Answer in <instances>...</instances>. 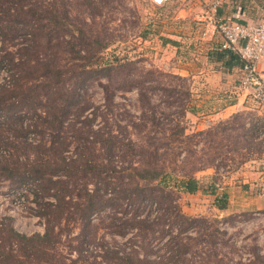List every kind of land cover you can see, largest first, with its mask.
Returning a JSON list of instances; mask_svg holds the SVG:
<instances>
[{"label": "rangeland", "instance_id": "1", "mask_svg": "<svg viewBox=\"0 0 264 264\" xmlns=\"http://www.w3.org/2000/svg\"><path fill=\"white\" fill-rule=\"evenodd\" d=\"M40 2L42 10L50 16L57 15L60 21L57 26L51 20L44 21L49 32L47 36L33 32V28L22 21L17 22L24 18L22 13H3L0 17V86L5 87L0 90V135L4 133L10 137L16 133L11 128L14 122L9 121L10 104L17 99L16 96L11 97L16 88L11 73L15 77L22 75L28 50L32 59L31 66L38 79L33 80V83L41 85L45 82L38 77L40 72H37V68L40 69L44 63L60 66L66 64V68L75 74L65 85L77 90L83 100L82 105L87 108L84 116L91 112L97 114L94 125L98 123V126H93L95 129L105 124L103 115L107 114L108 123L114 126L119 139L125 142L129 139L133 142H144L149 136L163 139L160 133H139L137 129L143 123L145 114L151 115L155 112L161 125L164 124L167 128L185 126L187 135L210 132L205 139L203 136L194 139L193 143L196 145L192 147L198 156H202L200 150L209 147L211 142H214L213 145L223 146L222 155L215 161L217 169L214 165L195 173L205 191L217 188L216 183L238 186L237 183L247 170L262 164L264 118L259 112L245 110L225 119L220 118L212 125L195 127L198 119L191 111L194 103H197L191 96L188 79L166 68H160L156 62V47L147 50L145 43L141 41V38L154 34L155 10L147 0H31V6L35 8ZM31 20L37 22L36 17ZM49 35L52 36L51 42ZM106 45L108 48L103 49ZM105 62L114 66L125 65V68L109 76L101 69ZM7 70L11 71L10 74L6 73ZM150 71L155 74V80L143 84L146 97H141L136 86L150 77ZM78 77L81 84L76 82ZM57 80L59 82L56 86L62 88L64 84L61 78ZM106 87L110 88V92H107ZM51 101L48 98L47 103L50 104ZM100 112L102 113L99 116ZM29 118L34 121L29 119L23 128L28 127L34 133L29 134V139L27 136V142L33 139L34 144H37L42 136L35 132L39 130L36 111ZM148 126L150 129L151 123ZM167 139L173 140L175 137L169 135ZM23 140L20 136L16 142L22 144ZM178 141L184 143L186 139L181 136ZM73 150L71 148L67 154H73ZM247 152H250L247 160L239 161L240 155ZM4 155L7 156L8 151ZM185 155L188 154L182 152L181 159ZM33 158L31 154L30 159ZM0 159L5 161L7 158L0 155ZM34 189H37L36 183L24 187L13 181L0 182V222H11L20 233L26 235L44 234L43 220L35 215L38 208L34 201ZM180 196L182 212L195 219L189 230L183 234V237L192 238L189 240L192 247L181 262L245 264L264 255V209H256L252 205L244 206L241 203L245 197L243 194L237 192L236 202L233 204H228L226 200L228 208L224 212L207 211L195 214L185 211V207L193 203L192 197L185 198L183 193ZM221 199L217 201L218 205L222 204ZM128 209L131 212L134 210L130 207ZM159 210L161 212L157 216ZM137 211L138 206H135V212ZM139 211L150 222L159 219L154 222L156 224H152L155 232H151L147 239L145 231L130 233L131 230L126 237L112 233L111 218L120 217L121 214L111 211L102 222L95 220L92 223L82 247V254L75 248L79 242L80 229L77 228L69 234L64 233L55 245V252H51L53 258L55 257V263L52 264H92L95 262L93 256L101 248L116 246L124 250L127 240L133 236L136 244L142 246L141 258L166 261L172 253L169 249L172 238L167 233L170 230L169 223L163 224L161 205L144 204ZM179 228L178 226L175 229L174 234L179 233Z\"/></svg>", "mask_w": 264, "mask_h": 264}, {"label": "trees", "instance_id": "2", "mask_svg": "<svg viewBox=\"0 0 264 264\" xmlns=\"http://www.w3.org/2000/svg\"><path fill=\"white\" fill-rule=\"evenodd\" d=\"M41 6L40 2L34 8L31 0H0V17L3 13H22L24 18L17 22H24L33 28V32L44 37L49 33L44 21L51 20L55 26L60 21L57 15L50 16ZM28 17H36L37 22ZM76 30L81 31L79 28ZM51 40L52 36L49 35V42ZM106 48L107 45L103 47ZM27 54L22 75L15 77L11 73L16 86L11 97L16 96L17 99L10 104L9 121L14 122L11 128L16 133L10 137L4 133L0 135V155L7 158L5 161L0 159V182L13 181L24 187L36 183L37 189L33 192L38 210L35 215L43 220L45 231L44 234L26 235L20 233L11 222L1 220L0 264L55 263L51 252H55L59 238L77 228L80 229V235L75 248L82 254L92 223L95 220L102 222L111 211L121 214L120 217L111 218L112 233L126 237L131 230L130 233L145 231L147 239L151 232H155L152 224L159 221L150 222L144 214L141 215L140 206L149 203H159L163 209V224L169 223L170 230L167 233L171 234L169 249L172 253L167 260L141 258L142 246L136 244L133 236L127 240L124 250L116 246L101 248L93 256L95 262L92 264H186L181 261H184L183 257L192 247L189 244L192 238L183 237V234L195 219L182 212L180 195L195 193L200 189L195 173L214 166L216 159L222 155L223 146L213 145L210 139L209 147L201 149L202 156H198L192 148L196 145L194 139L201 136L205 139L210 132L187 135L185 126L167 128L161 125L155 112L145 114L143 123L137 129L139 133H160L163 139L149 136L144 142H133L131 139L125 142L119 139L114 126L108 123V115L104 113L105 124L95 129L93 126H98V123L94 125L97 114L91 112L84 116L87 108L82 105L83 100L77 90L65 85L75 75L66 68V64H42L37 72H40L38 77L45 82L38 85L33 83V80L38 79L31 66L28 50ZM123 68L125 65L114 66L108 62L101 66L102 71L109 76ZM9 72L7 70L6 73ZM148 74L150 77L136 86L141 97H146L143 84L155 80L153 72ZM58 78L64 84L62 88L56 86ZM76 82L81 84L79 77ZM4 88L0 86V90ZM107 92H110V88H107ZM48 98L52 99L50 104L47 103ZM33 111H36L39 119V122L36 121L39 130L35 132L42 136L37 144H34L33 139L27 142V136L29 139V134L34 132L28 127L23 128L32 119L29 116ZM169 135L175 139H167ZM20 136L24 138L22 144L16 142ZM176 136L185 137L186 141L182 143ZM69 148L74 149L71 155L67 154ZM5 151H8L7 156L4 155ZM182 152L188 155L181 159ZM31 154L34 156L32 160ZM248 154L250 152L241 154L239 161H246ZM214 167L217 169L216 165ZM226 200V196H223L220 201H223L222 204H217L219 209L227 208ZM135 206H138L137 213ZM129 207L134 210L129 211ZM178 226L179 233L174 234ZM245 264H264V255Z\"/></svg>", "mask_w": 264, "mask_h": 264}, {"label": "crops", "instance_id": "3", "mask_svg": "<svg viewBox=\"0 0 264 264\" xmlns=\"http://www.w3.org/2000/svg\"><path fill=\"white\" fill-rule=\"evenodd\" d=\"M151 6L156 19L154 34L141 41L147 50L156 47L160 68L188 79L191 96L197 103L191 111L198 119L195 127L212 125L245 110H255L264 118V104L256 103L241 85L243 62L225 46L218 30L226 20L244 24L264 21V0H167ZM258 69L264 77V58ZM243 175L238 186L216 183L214 189L205 191L200 186L195 193H183L185 198L193 199L185 211L224 212L227 209H219L217 201L226 196L228 204H233L237 192L245 196L241 202L244 206L264 209V161Z\"/></svg>", "mask_w": 264, "mask_h": 264}, {"label": "built area", "instance_id": "4", "mask_svg": "<svg viewBox=\"0 0 264 264\" xmlns=\"http://www.w3.org/2000/svg\"><path fill=\"white\" fill-rule=\"evenodd\" d=\"M154 5H162L167 0H148ZM218 30L225 40V46L233 50L243 62L241 85L258 104H264V77L258 65L264 58V21L244 24L226 20Z\"/></svg>", "mask_w": 264, "mask_h": 264}]
</instances>
